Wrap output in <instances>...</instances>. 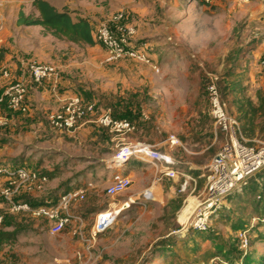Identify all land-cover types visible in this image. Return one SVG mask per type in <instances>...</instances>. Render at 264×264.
Instances as JSON below:
<instances>
[{"label": "rangeland", "instance_id": "rangeland-1", "mask_svg": "<svg viewBox=\"0 0 264 264\" xmlns=\"http://www.w3.org/2000/svg\"><path fill=\"white\" fill-rule=\"evenodd\" d=\"M88 1L105 12L103 21L115 13H125L128 21L142 33L139 43L150 45V54L160 73L130 60L105 64L106 52L97 43L92 48L71 46L73 56L78 58L74 61L90 63L89 68H85V75L92 76L91 82L87 80L92 87L100 86L101 75H141L138 83H134L139 91H146L135 98L142 106L141 112L135 115L141 113L142 117L140 122L141 115L128 119L136 123V131L125 137L133 142L153 144L175 135L186 149L179 146L169 150L172 153L169 154L180 162L179 179L161 178L154 166L139 161H133L143 165L138 169H134V165L127 169L124 165L115 166L113 158L120 147L117 149L114 145H118L120 136L107 129L102 135L104 142L99 151H93L99 156L96 159L101 161L81 164L69 160L71 155H89V150L84 151L70 143L51 142L47 146L58 151L56 157L60 163H66L61 165V171H57L56 177L62 182L53 204H57L63 194L73 191L68 189L67 177L82 172L85 167L96 168V176L91 177L96 184L94 192H89L84 202L70 210L81 221L73 222L58 235L51 233V224L47 220L20 215L13 217L12 227H4L15 232L13 240L1 241L5 231L2 229L4 222L0 221L3 248L0 264H66L68 261L76 264L78 255L86 264H211L213 259H219V264H242V255H253L260 261L264 256V222L252 220L264 215V171L249 180L241 193H235L225 201L222 210L212 217L206 232L189 228L187 218L203 202L209 167L224 141L221 133L215 135L210 113L208 85L212 76L219 78L223 102L228 113L240 123L247 144H264V0L248 3L223 0L215 7H207L201 0H196L201 9L196 7L195 0L192 5L191 0ZM33 2L21 0L20 12L34 14ZM97 26L94 24V31ZM24 31V37L10 40L11 47L24 59L53 65L44 59L48 54L52 56L51 46L65 42H58L41 28L29 27ZM4 53L7 50L1 48V59ZM123 63L125 66H120ZM120 88L121 85H113L108 91H113L110 92L112 95L120 92ZM89 95L84 99L94 102L92 94ZM99 95L97 97L101 98ZM118 95H113L112 99ZM95 103L99 114L109 107ZM112 113L118 119L119 112L112 110ZM44 122L49 123L48 115ZM113 138L115 142H111ZM112 145L115 151H112ZM29 146L34 148L35 144ZM190 164L200 168L195 169ZM23 166L31 170L34 165ZM131 171L136 173L133 180L139 192L134 198L144 196L148 202L123 211L111 228L92 240L98 216L119 208L131 198L133 189L112 199L107 196L106 188L115 175H128ZM202 174L205 177H201ZM44 175L51 180V172ZM185 179L189 182L182 191L181 184ZM87 183L84 180L77 188H87ZM145 191L146 196L143 195ZM21 198L34 203L29 197ZM191 202L196 203L195 206H190ZM185 210H188L186 214ZM182 217L185 222H181ZM242 233L249 239L248 250L242 247Z\"/></svg>", "mask_w": 264, "mask_h": 264}, {"label": "built area", "instance_id": "built-area-1", "mask_svg": "<svg viewBox=\"0 0 264 264\" xmlns=\"http://www.w3.org/2000/svg\"><path fill=\"white\" fill-rule=\"evenodd\" d=\"M207 6H216L223 0H202ZM248 3L250 0H232ZM137 28L132 25L125 13L118 12L101 22L94 33L95 42L106 52L105 64H115L120 61L130 60L150 67L155 73H160V68L154 64V59L145 51L136 40ZM31 84L43 86L52 82L53 90H57L61 73L58 67L51 64H43L32 61L27 67ZM219 78L211 77L208 85L210 113L214 121L216 134L223 135V144L214 157L208 176V186L202 204L197 207L188 218L189 228L198 232H206L210 228L212 217L222 210L225 201L235 193H241L256 175L264 171V144L262 146H250L242 134L238 120L231 116L223 102L218 86ZM8 82L3 94L0 96V114L3 106L12 113L28 114L30 110L29 95L31 86L26 80L13 81L12 73L7 67H0V83ZM97 114L96 104L83 101L80 97L69 99L61 109L52 112L48 116L50 126L60 132L75 131L88 117ZM1 116V115H0ZM97 124L120 137H125L134 132L132 122L126 119H115L111 110H104L97 118ZM5 122L0 118V127ZM0 138V146H2ZM169 142L172 145L179 144L176 137L171 136ZM124 159L125 162H119ZM130 161H139L151 164L161 175V178L169 180L179 179V163L170 155L157 151L151 145L142 143L123 145L113 158V164L118 167ZM0 177L6 179L2 189L1 198L8 211L13 215H29L38 219H45L51 224V233H62L73 222H80L81 218L71 213V208L84 202L88 189L81 188L63 194L57 204L46 202L38 207L18 198L22 193L43 192L49 184V178L43 173L30 170L24 166L13 168L0 167ZM188 182L182 185V191L187 188ZM133 186L129 176L117 174L106 188V194L112 199L125 194ZM146 191L143 193L145 195ZM142 197L129 198L119 208L116 207L107 213L100 214L92 230V240L105 233L113 226L123 211L130 210L136 205H145ZM112 206V205H111ZM3 217L0 218V221ZM264 222L262 217L253 218L252 222ZM79 234V231H76ZM242 247L249 248V239L246 233L241 234ZM89 250V249H88ZM3 248L0 245V259ZM219 259H213L211 264H219ZM71 264V261L66 262ZM76 264L83 263L81 255H78Z\"/></svg>", "mask_w": 264, "mask_h": 264}, {"label": "crops", "instance_id": "crops-1", "mask_svg": "<svg viewBox=\"0 0 264 264\" xmlns=\"http://www.w3.org/2000/svg\"><path fill=\"white\" fill-rule=\"evenodd\" d=\"M46 1L51 3L61 12L63 11L70 12L72 18L75 21L81 19L90 21L92 27L94 24L99 25L101 21L105 19V12L97 5H94L93 2H90L88 0H78V1L54 0L51 2L49 0ZM194 2L196 3L195 4L196 7L198 9H201V6L197 3V1L195 0ZM192 3L193 1L191 0L190 5H192ZM20 5H21V0H0V50L1 48L2 50L3 49L7 50V53L6 54L4 53L2 59L0 58V67H7L10 70V72L12 73L13 81L26 80L27 82L30 83L31 86L30 95H29L30 110L28 114H18L9 111L6 106L2 107L0 118L5 122V126L0 127V138L2 139V146H0V167H8L10 165H13L14 167L16 166L18 167L26 164H31L34 165L32 169L35 170L34 167H38L36 168V170H38L41 173L47 174L48 172H51V176H52L51 180L49 181V184L46 186L43 192L41 193L27 192L25 194L26 197L33 199V202L38 204H43L46 202L53 203L55 202L54 200H56V194L58 193L56 192V190L59 189L60 183L62 182V180H60L59 177L58 178L56 177L58 174L57 171L59 170L61 171V165L62 164L64 165L66 163H60V161H58L56 157L58 155V151L52 150L50 147L47 146V144H50L51 142L58 143L59 145L64 143L67 144L70 143L71 145L74 146L78 145L80 148L84 149V151L89 150L88 152L90 153L89 155H84L82 153L76 157L72 155L69 157V160H75L81 164L101 161L100 159H96L99 158V156L96 155L95 152L93 151L96 150V152H98L101 145L103 144L104 139L102 135L105 129L104 130L100 129L101 127L97 124L98 117L96 116V117H89L75 131L61 133L54 131L49 123L47 124L46 122H44V118L46 117V115L49 116L50 113L61 109L65 104V102H67L69 99L73 97L80 96L84 98V96H90L89 94H92L94 103L96 101L99 102L100 105L109 106L107 110H111V112L112 110L119 112L118 116H122L127 111L132 112L133 113L132 118L136 119L141 115V113L138 115L135 114L141 112L142 106L138 102H135V98L139 97L141 94H146V91L144 90L139 91L138 90L139 87H136L134 83V82L138 83V81L141 79V75H101L100 86L92 87L91 83L90 85L87 83V80L91 82L92 76L85 75V70H87L85 68H89L90 63L87 62L78 63L74 61L77 60L78 58L77 56H73L72 51L74 50V48H71V46H78V45L66 41H60L57 39L55 40H57L58 42H65V44H56L55 46H51L49 52H51L52 56L48 54V57L44 59V61L51 62L53 65L58 67L61 73L60 79L58 80V84H57V90H53L54 85L52 82H47L43 86H39V87L31 84V80L27 75L28 74L27 67L28 64L31 62V60L22 58L23 55H20L19 51L14 50L10 44V40H13L12 38H17L19 36L24 37L25 34L24 28H29L22 26L20 27L17 25L19 13H20V8H19ZM34 12L37 16L38 13L36 11ZM35 28H41V27H35ZM41 29L44 31L43 28ZM14 34L16 36H14ZM141 37H142V33L138 31L136 40L140 42ZM139 44L141 46H144L145 51L153 58L152 54H150L152 52V50L150 49V45L148 43H139ZM81 46H85V45H81ZM35 56L36 54L34 53L33 54L34 59H36ZM40 59L41 58H39L38 60ZM80 60L83 61V59ZM120 66H125V63L121 64ZM81 73H83V75H81ZM7 84L8 82L0 83V96L3 94L5 86ZM113 85L116 86L121 85L122 88H120L121 89L120 92L118 91L111 95L110 92L113 91H108V90L110 89V86ZM153 92L156 91L153 90ZM118 93L119 95L116 97V99L115 98L112 99L113 95H116ZM98 94H100L99 96H101V98L97 97ZM141 117L142 115L138 118L139 122ZM135 124L133 123L135 127L134 132L136 131ZM171 136L176 137L175 135H171ZM107 139L108 138H106V140ZM113 141L115 142L116 139L113 138L111 142ZM117 141L119 142L118 145H114V148L117 149L118 147L121 148L125 144L142 143L146 145H151L157 151L168 155L172 154L169 150L178 148L179 146H183L180 140H179V144L172 145L169 142V138L164 142H160V143L155 142L153 144L151 143L148 144L144 142H133L130 141V139H126V137L123 138L119 137L117 138ZM32 143L35 144V146H33L34 148H30L29 146V144ZM106 143H108V141H106ZM114 148L112 145L111 148L112 151H115ZM116 152H118V150ZM217 153L214 155V157L217 155ZM170 156L174 158L172 155ZM48 162L51 163L52 166H54V169H52L53 167ZM54 162H56V164ZM178 163L180 165V162ZM129 165H134L133 166L134 169H138L139 167L143 166L141 165V163L130 161L124 165V168L127 169V166ZM190 165L195 169L200 168L197 167L196 165H192V164ZM83 166L85 167V164H83ZM208 167L209 166L207 165V169ZM69 168L71 167L69 166ZM88 169L85 167V169L82 172L76 173L72 177H67L66 182H70L68 189L76 190L78 189L77 185H79L80 182L86 180L87 182H89L87 183V185L89 184L92 186L91 188L88 189L89 190L88 193L94 192L93 189L96 187V184L91 179V177H95L97 171L96 168H93L91 170L90 168ZM53 172L55 173L53 174ZM127 174L128 175L125 176H129L133 181V186L131 187V189L132 188L133 189L131 191L130 197H135L139 193L138 189L136 188L137 184L134 183L133 180V178H135L136 176V173L134 171H131ZM183 176L185 177L186 175ZM203 176L205 177L204 174H202L201 177ZM185 181L189 182L188 179H185ZM5 184H6V179L4 177H0V189H1L0 193L3 187L5 186ZM207 184L202 194L203 199L205 197ZM141 197L145 201H147L146 197L144 196ZM0 210H1L0 213H2L0 217H3L2 221H4L5 219V221L11 223L13 222V217L16 218L15 216H20V215L11 214L7 210V207L5 206L2 200L0 201ZM21 216L30 217L29 215H21ZM12 225L13 224L11 223V227ZM4 227L6 228L8 226L4 225L2 227L3 231H5L6 234L4 233L3 235H1V241L13 240L14 233H11L10 230L7 231V229H4Z\"/></svg>", "mask_w": 264, "mask_h": 264}, {"label": "trees", "instance_id": "trees-1", "mask_svg": "<svg viewBox=\"0 0 264 264\" xmlns=\"http://www.w3.org/2000/svg\"><path fill=\"white\" fill-rule=\"evenodd\" d=\"M201 2L204 3L202 0ZM32 6L34 8V11H36L38 15L36 16L35 12L34 14L27 15L25 12L21 11L19 13V17L17 21L18 26L20 27L21 26L22 27H41L44 29V31L47 34H49L53 38L60 40V41H66L69 43H73L76 45H87L90 47H94L96 45V42L94 39L95 31L90 21L84 20V19L75 21L72 18L70 12L59 11L55 6H53L51 3H49L46 0H34ZM207 7H215V6H207ZM80 98L85 102L94 103L91 101H86L83 97H80ZM96 111H97V104H96ZM97 114L96 115L98 117L99 113L97 112ZM132 117H133V113L127 111L122 116H119L116 118L122 119V120L123 119L128 120ZM21 196H26V194L25 195L22 194ZM21 196L18 198V200L31 203L30 200L22 199ZM43 204H38L34 202L32 205L33 207H38ZM3 222L5 226H11V223L8 221H5V219ZM241 261H242V264H264V256L261 258L260 261H256L253 255H246V256L242 255Z\"/></svg>", "mask_w": 264, "mask_h": 264}, {"label": "bare ground", "instance_id": "bare-ground-1", "mask_svg": "<svg viewBox=\"0 0 264 264\" xmlns=\"http://www.w3.org/2000/svg\"><path fill=\"white\" fill-rule=\"evenodd\" d=\"M119 162H125V160H124V159H121V160H119ZM192 204H193V203L191 202V203H190V206H192ZM193 205H194V204H193ZM188 209H189V208H188ZM187 212H188V210H185L184 213L186 214ZM188 218H189V217H188ZM188 218H187V220H188ZM184 220H185V217H182V218H181V222H185ZM187 220H186V221H187Z\"/></svg>", "mask_w": 264, "mask_h": 264}]
</instances>
